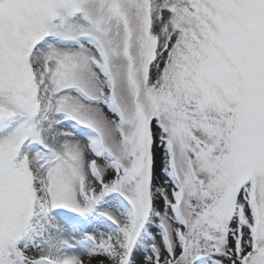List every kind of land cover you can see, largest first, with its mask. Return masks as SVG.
Masks as SVG:
<instances>
[{"label":"snow or ice","instance_id":"6c2138e0","mask_svg":"<svg viewBox=\"0 0 264 264\" xmlns=\"http://www.w3.org/2000/svg\"><path fill=\"white\" fill-rule=\"evenodd\" d=\"M0 264H264V0H0Z\"/></svg>","mask_w":264,"mask_h":264}]
</instances>
